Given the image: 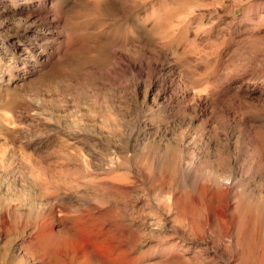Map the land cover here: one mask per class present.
I'll return each instance as SVG.
<instances>
[{"label": "bare ground", "instance_id": "1", "mask_svg": "<svg viewBox=\"0 0 264 264\" xmlns=\"http://www.w3.org/2000/svg\"><path fill=\"white\" fill-rule=\"evenodd\" d=\"M168 1L156 0L149 13L146 7L138 11L144 14L139 20L143 31L158 41L157 50L150 49L146 41L131 40L132 50L121 45L122 49L113 51L111 69L89 68L84 75H107L111 89L120 90L119 94L124 92L128 75L146 79L154 85L151 102L161 99L157 110L170 111L169 117L174 115V122L184 129L178 135L171 133L173 137L164 146L156 142L151 146H134L138 152L126 160L127 167L133 165L141 178L130 177L128 173L114 175L113 166H109L105 171L107 177L87 187L95 203L100 204L105 197L102 205H107V210L102 227L108 236L114 230H125L124 236H131L130 242L144 241L150 236L158 240L155 245L149 243L140 254L142 261L147 257L152 260L150 264H264V146H254L259 136L250 129V119L249 123L242 121L246 115L264 114V36L251 33V27L262 21L259 19L264 20V3L256 4L255 0L244 12L255 19H249L243 29L234 31L232 24L224 17L216 19V14L219 8L227 12L245 0ZM66 3L100 11L105 0H45L40 8L42 13L24 14L22 24H39L34 30L24 26V34L34 36L33 40L45 52L53 49L52 54L47 53L49 60L55 54L74 51L77 46L79 50L85 49L82 40L77 46L73 41L75 49L72 46L69 49L72 40L66 34V23L57 15ZM136 3L137 0H115L112 4L117 12L124 13V9L134 11ZM99 34L105 35L98 31L96 39L105 40ZM74 39L78 41L77 37ZM253 44L256 48L250 47ZM27 45L25 52L35 53V43ZM230 48L234 49L232 53L226 51ZM161 49L167 52L160 53ZM136 53L142 56L135 58ZM38 58L35 61L41 71L48 61ZM204 66L209 71L197 74ZM179 68H183L182 72ZM141 130L140 127L133 132L140 135ZM140 185L147 186L150 201L144 199L145 203L135 210L142 199L137 194ZM97 192H101V198ZM54 199L39 212L50 223L47 238L58 233L54 224L58 200ZM77 199L66 197L59 205L90 208L91 204ZM147 209L149 212L144 213ZM6 217V212L0 214V224H4ZM88 224L67 225L62 231L81 239L94 232ZM87 243L88 252L99 264H115L117 255L112 256V247L105 248L104 243L99 244L104 247L99 249L98 242ZM91 260L88 257L83 264H92Z\"/></svg>", "mask_w": 264, "mask_h": 264}, {"label": "rangeland", "instance_id": "2", "mask_svg": "<svg viewBox=\"0 0 264 264\" xmlns=\"http://www.w3.org/2000/svg\"><path fill=\"white\" fill-rule=\"evenodd\" d=\"M155 1L137 0L134 11L124 9V13L117 12L112 4L115 0H105L100 11L66 3L57 15L66 23V34L72 40L69 41V49L70 46L75 49L81 40L86 42L85 49L79 50L77 46L78 49L70 52L68 49L66 54H55L49 60L48 54H52L53 49L45 52L39 42L33 40L34 36L24 34V26L34 30L39 24L21 23L26 13H42L40 8L45 0H0V214L7 213L4 224H0V264H83L88 257L92 264H99L88 252L89 241L98 242L97 246L105 243V248L112 247V256L117 255L115 264H130L129 261L131 264H148L152 261L147 257L142 261L139 257L149 243L155 245L158 240L150 236L144 241L130 242L128 238L131 236L125 237V230H114L108 236L103 228L107 210V205H102L105 197L101 198V192H97L102 201L95 203L88 187L107 177L108 172L105 171L110 169L109 166H113L114 175L128 173L130 177L141 178L133 165L127 167L126 160L138 152L134 146H151L155 142L164 146L173 137L171 133L181 134L184 127L174 122V115L169 117L170 111L161 113L157 110L161 99L157 103L151 102L154 85L146 79L128 75L121 95L120 90L111 89L107 75L85 76L84 72L89 68L111 69L113 51L122 49L121 45L131 49V40L136 43L137 40L146 41L150 49L157 50L158 41L143 31L139 20L144 14L138 13L145 7L149 13ZM254 1L245 0L227 12L219 8L216 19L224 17L227 23L232 24L231 29L241 30L248 24L246 21L255 19L251 13L249 16L244 13ZM260 3L264 0H256V4ZM118 8L122 9L121 6ZM259 20L251 27V33L264 36V20ZM98 31L105 33L99 34L105 40L96 39ZM30 43L37 46L33 54L24 49ZM250 47L256 48L254 44ZM226 51L232 53L234 49ZM159 52L165 54L167 51L161 49ZM38 54H42L40 58ZM134 56L139 58L142 54ZM36 58L47 59L45 69L40 71ZM205 68L199 69L197 74L208 72L209 68ZM259 114L254 113L257 117L243 116L245 120L242 118L244 123L250 122V129L259 136L254 146H264V114ZM140 127V135L133 132ZM195 127L197 129L198 124ZM128 163L131 165L130 161ZM137 194L142 199L135 210L145 203L144 199H149L147 186L139 187ZM69 195L91 204L90 208L76 204L66 208L60 206ZM54 198L58 200L55 210L57 221L54 222L58 233L47 238L50 223L39 212ZM78 209L83 212H76ZM148 212L147 209L144 213ZM83 222H88L94 231L85 238L76 239L69 232L62 231L67 225ZM100 245L99 249L104 248Z\"/></svg>", "mask_w": 264, "mask_h": 264}]
</instances>
